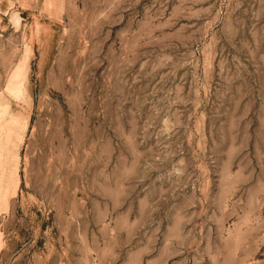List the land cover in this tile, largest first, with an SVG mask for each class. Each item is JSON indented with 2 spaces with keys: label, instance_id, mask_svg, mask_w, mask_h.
Listing matches in <instances>:
<instances>
[{
  "label": "rangeland",
  "instance_id": "rangeland-1",
  "mask_svg": "<svg viewBox=\"0 0 264 264\" xmlns=\"http://www.w3.org/2000/svg\"><path fill=\"white\" fill-rule=\"evenodd\" d=\"M0 264H264V0H0Z\"/></svg>",
  "mask_w": 264,
  "mask_h": 264
}]
</instances>
